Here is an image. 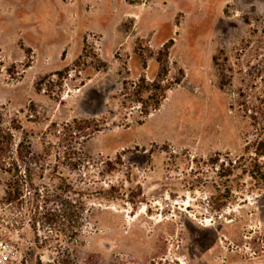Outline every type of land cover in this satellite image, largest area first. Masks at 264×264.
Here are the masks:
<instances>
[{"label": "rangeland", "instance_id": "obj_1", "mask_svg": "<svg viewBox=\"0 0 264 264\" xmlns=\"http://www.w3.org/2000/svg\"><path fill=\"white\" fill-rule=\"evenodd\" d=\"M170 39L179 82L147 116L122 106ZM263 112L264 0H0V126L42 188L73 187L44 196L70 203L52 229L32 196L0 204V264H264ZM74 119L92 122L73 168Z\"/></svg>", "mask_w": 264, "mask_h": 264}, {"label": "trees", "instance_id": "obj_2", "mask_svg": "<svg viewBox=\"0 0 264 264\" xmlns=\"http://www.w3.org/2000/svg\"><path fill=\"white\" fill-rule=\"evenodd\" d=\"M173 41L170 39L163 43L160 49L156 52L154 59L157 62L159 69L155 78L148 80L144 75H140L136 82L131 85L129 94L126 95L125 87L123 92V105L133 104L139 109L140 115L147 116L151 111L156 110L161 105L162 100L166 96V92L171 88L173 83H178L179 79L174 82L168 80L169 72V49ZM214 65L219 69L221 75L224 69L220 67L218 56L213 57ZM57 74H62L57 72ZM223 82V80H221ZM264 114V112H263ZM90 120H73L66 124L69 130L68 138H65L66 145H70L62 152L61 159L65 162L70 161L67 165L75 167L82 160L80 156L73 158L78 149L73 144L79 143V139L87 137L86 129L89 128ZM264 128V124H263ZM73 145V146H72ZM24 140L14 142L13 133L10 128H2L0 126V174H6L7 178L4 181L3 195L0 199V204L18 205L24 200L23 196H32V209L34 214H39L40 220H34L33 226L40 225L42 228L47 227L52 229L56 226L57 217H62L63 221L69 222L72 214L69 213V200H63L60 206H49V202L44 196H71L73 187L69 183L62 182L55 186L53 193H49L47 188H42L36 179L42 177L43 165L40 164L38 171L31 166V163L40 161L39 156L33 150H23ZM30 155V156H29ZM264 156V140L259 141L255 156L252 158V167L249 173L253 177H263L259 171L260 163L258 159ZM33 161V162H32ZM232 165V164H231ZM261 176H257V175ZM53 204H56L53 203ZM41 209V210H40ZM60 212V213H59Z\"/></svg>", "mask_w": 264, "mask_h": 264}]
</instances>
